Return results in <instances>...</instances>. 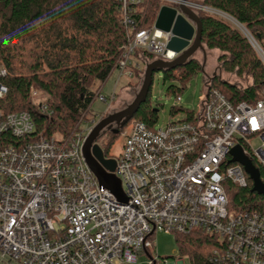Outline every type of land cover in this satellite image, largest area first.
I'll list each match as a JSON object with an SVG mask.
<instances>
[{"label":"built area","instance_id":"2783aa9c","mask_svg":"<svg viewBox=\"0 0 264 264\" xmlns=\"http://www.w3.org/2000/svg\"><path fill=\"white\" fill-rule=\"evenodd\" d=\"M127 1L140 0H124L123 23L133 33L116 69L119 77L132 78L143 69L137 52L165 61L178 55L167 49L171 32L154 24L135 29ZM165 1L177 9L182 3ZM232 22L264 63V49L242 24ZM6 75L0 62V102L9 92ZM205 85L201 108L190 117L160 128L141 121L119 128L122 151L107 156L117 164L106 172L120 196L100 185L84 157L97 123L81 130L82 118L68 137L44 135L29 111L0 107V264H134L142 253L151 257L157 232L195 230L217 236L218 264H264V213L230 209L227 191L229 182L248 186L244 167L230 162L235 146L264 168V90L257 100L233 102L211 88L208 77ZM34 104L51 116L45 101ZM149 264H156L155 258Z\"/></svg>","mask_w":264,"mask_h":264},{"label":"trees","instance_id":"16d2710c","mask_svg":"<svg viewBox=\"0 0 264 264\" xmlns=\"http://www.w3.org/2000/svg\"><path fill=\"white\" fill-rule=\"evenodd\" d=\"M205 7L220 11L237 20L264 49V0H202ZM124 0H0V62L7 69L3 79L9 92L0 107L4 112L29 111L37 132L65 137L87 117L90 105L98 97L91 89L95 80L105 81L117 68L122 47L132 35L123 23ZM128 14L135 29L150 28L161 7L157 0L127 1ZM202 22V44L218 50V62L225 73L236 77L250 75V84L243 88L219 75L207 76L211 88H216L233 102L257 100L264 90V63L242 30L232 21L214 12L198 10ZM138 59L153 61L151 54L139 52ZM204 64L192 57L186 63L165 69V81H175L168 91L181 96L188 82ZM145 68V67H144ZM144 68L136 74L143 75ZM206 80V78H205ZM153 83V82H152ZM149 93L138 110L119 128L132 122H144L154 128L158 121ZM46 95L51 116L40 113L34 104L35 92ZM193 111L173 106L171 113ZM113 133V132H112ZM119 133H113L106 143L96 141L110 156V146ZM253 163L264 177V168ZM253 182L239 187L228 183L229 208L236 211L257 210L264 213V196L252 191ZM177 235L178 249L190 258L191 264H218L214 250L217 236L203 230Z\"/></svg>","mask_w":264,"mask_h":264},{"label":"rangeland","instance_id":"374dc122","mask_svg":"<svg viewBox=\"0 0 264 264\" xmlns=\"http://www.w3.org/2000/svg\"><path fill=\"white\" fill-rule=\"evenodd\" d=\"M141 1L142 0L137 2V4H139ZM157 1H159L161 6L168 4V2L165 0ZM195 1L201 4L202 0ZM207 10L214 13L218 12L216 14L232 21L227 14L215 11L211 8H207ZM255 51L259 55L256 49ZM220 54L221 53L218 50H209L205 47L204 50H198L195 53V58L199 59L204 64L205 70H200L188 82L185 89L181 92V96L179 99H176V95L174 93L168 91L169 86L171 84H178L177 82L165 81L163 78V72L161 71H156L153 74V83L150 91V99L153 108L157 109L158 112V121L155 124L157 128L166 126L171 120H177L179 118L186 117V112L184 111H179L178 113H175L174 116L172 115L171 110L172 107L176 105V103L177 108L180 109H187L190 111L195 110L196 112L200 110L205 94L206 75L208 77L213 75H219L223 79H226L231 83L242 88L250 84V75L245 74L242 77H236L235 75H232L230 73L223 72L220 63L218 62V57ZM137 60H139L142 68L145 67L142 76L138 73L132 78H128L125 76L119 77L120 73L117 69H115L105 81H94L91 86V89L94 91L95 94H99V96L96 97V100H94V102L90 105L87 117L80 125L81 130H85L89 126H92L97 123L101 115L105 113L106 109H108V111H106V114L108 116L109 114L119 112L125 109L135 100L136 96L138 95L141 89L145 70L148 65L147 63H144L141 59L137 58ZM151 62L152 61H149L148 63ZM113 95H115V99L112 100V103L110 104V100L112 99ZM103 96L108 98V102L102 100ZM45 99L46 95L43 92L38 91L35 92L33 95L34 102H43L45 101ZM123 134L124 132H121L119 135L115 136L116 140L110 146V155L114 157H119L124 143ZM56 135L59 136V134ZM102 136L100 137V142H102L103 144L106 143L111 136H113V133L111 131H106ZM254 145H259V141L255 140ZM176 237L177 235L175 233H166L162 231L157 232L154 235L155 246L151 249V257L146 253H142L141 255H139L138 261L134 264H149L150 258H155L156 264H174L177 263L180 258L183 260V264H191L190 258L180 253Z\"/></svg>","mask_w":264,"mask_h":264},{"label":"water","instance_id":"95a60500","mask_svg":"<svg viewBox=\"0 0 264 264\" xmlns=\"http://www.w3.org/2000/svg\"><path fill=\"white\" fill-rule=\"evenodd\" d=\"M202 6V4L194 0H182L179 9L166 4L161 6L154 26L159 30L171 32L172 37L167 44V49L175 52L178 56L172 61L154 60L149 63L145 70L141 89L135 100L125 109L109 114L99 120L84 144L83 153L89 168L99 180L100 185L109 188L117 196H120L121 188L115 181L110 179L106 172L115 171L116 159L107 158L103 148L96 140L107 124L114 120H120L121 126H123L138 110L146 100L153 74L156 71L176 68L194 57L198 50H204V45L202 44V22L198 15V9ZM230 18L233 20L232 17ZM113 133H119V128ZM230 154L232 156L230 162L240 163L253 182L252 191L264 196V182L261 178L260 169L244 153L240 145L235 146Z\"/></svg>","mask_w":264,"mask_h":264},{"label":"flooded vegetation","instance_id":"af4514ba","mask_svg":"<svg viewBox=\"0 0 264 264\" xmlns=\"http://www.w3.org/2000/svg\"><path fill=\"white\" fill-rule=\"evenodd\" d=\"M115 113H116V112H115ZM112 114H114V113H112ZM120 123H121L120 120H114V121L110 122L109 124H107V125L103 128V130H102L101 133H100V136L104 135V133H105L106 131H111V132L115 131L116 129L119 128ZM102 137H103V136H102ZM97 142H98V141H97ZM98 143H99V142H98Z\"/></svg>","mask_w":264,"mask_h":264},{"label":"bare ground","instance_id":"6f19581e","mask_svg":"<svg viewBox=\"0 0 264 264\" xmlns=\"http://www.w3.org/2000/svg\"><path fill=\"white\" fill-rule=\"evenodd\" d=\"M234 20V19H233Z\"/></svg>","mask_w":264,"mask_h":264},{"label":"crops","instance_id":"0c3cea01","mask_svg":"<svg viewBox=\"0 0 264 264\" xmlns=\"http://www.w3.org/2000/svg\"><path fill=\"white\" fill-rule=\"evenodd\" d=\"M195 1V0H194Z\"/></svg>","mask_w":264,"mask_h":264}]
</instances>
